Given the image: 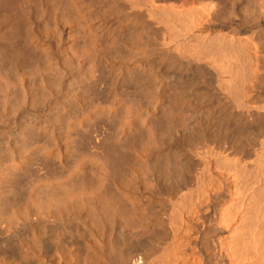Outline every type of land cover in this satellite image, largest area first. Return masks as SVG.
<instances>
[{
	"label": "bare ground",
	"instance_id": "obj_1",
	"mask_svg": "<svg viewBox=\"0 0 264 264\" xmlns=\"http://www.w3.org/2000/svg\"><path fill=\"white\" fill-rule=\"evenodd\" d=\"M39 7L0 65V264H264V0Z\"/></svg>",
	"mask_w": 264,
	"mask_h": 264
},
{
	"label": "rangeland",
	"instance_id": "obj_2",
	"mask_svg": "<svg viewBox=\"0 0 264 264\" xmlns=\"http://www.w3.org/2000/svg\"><path fill=\"white\" fill-rule=\"evenodd\" d=\"M49 1V0H48ZM2 2V1H1ZM0 2V3H1ZM10 2V3H9ZM9 3V4H8ZM38 3V4H37ZM2 4H3V6H2ZM5 4L7 5V7L5 6ZM39 4L41 5V0L39 1L38 0V2H37V0H4L1 4H0V65H2V67H4V70L6 69V73H12L11 71H13V67H14V65L13 64H15V63H17V60H15V59H17V57H19V56H21V54H23L20 58H26L25 59V64L23 65V66H26V67H24V68H26V70L25 71H27L28 69V67H30L31 66V64H32V61H31V54H30V50L27 48V45H26V42L24 41V38H23V32L22 31H24V29L22 30V28H26V26L28 25H30V26H33V27H36V28H38L41 24L43 25V21H42V18H40L41 17V14H40V12H41V10H40V7H39V9H36L37 8V5L39 6ZM10 5H11V7H10ZM6 8V10H5V8ZM26 11V12H25ZM37 11H38V16H37ZM40 11V12H39ZM5 14H4V13ZM23 13V14H22ZM19 16H18V15ZM23 16V17H22ZM19 17V18H18ZM21 17V18H20ZM17 18V19H16ZM39 18V19H38ZM16 19V20H15ZM18 19H21V20H18ZM25 19H26V21H27V23H26V21H25ZM28 19H30V20H28ZM38 19V20H37ZM36 20V21H35ZM15 22V23H12V22ZM18 21L20 22V23H18ZM25 21V22H24ZM23 22V23H22ZM11 24H12V26H11ZM19 24H21V25H19ZM24 24V25H23ZM33 24V25H32ZM37 24V25H36ZM35 25V26H34ZM17 26V27H16ZM18 26L20 27L19 29H18ZM22 26V27H21ZM24 26V27H23ZM13 29V30H12ZM21 29V30H20ZM20 30L21 32H19V34L20 35H18L17 33H18V31ZM15 31V32H14ZM17 32V33H16ZM12 33H13V35H15V36H13L12 35ZM9 34V35H8ZM11 35V36H10ZM22 35V37H19V36H21ZM14 37V38H13ZM16 38V39H15ZM19 39V40H18ZM22 39H23V41H22ZM17 41V42H16ZM20 41V42H19ZM23 42V43H22ZM25 43V44H24ZM21 45V46H20ZM20 47V48H19ZM24 47V48H23ZM26 47V48H25ZM15 48H17V49H15ZM23 49V50H22ZM28 51H27V50ZM18 50V51H17ZM21 50V51H20ZM17 52V53H15V54H13V52ZM28 52V53H27ZM19 53V54H18ZM27 56H26V55ZM13 55V56H12ZM14 55H15V57H14ZM30 57V58H29ZM12 58V59H11ZM14 58V59H13ZM3 60V61H2ZM16 62H15V61ZM22 60V59H21ZM27 60H29V61H27ZM13 62V63H12ZM89 127V126H88ZM84 128H86V129H84ZM83 129H81V130H87V126H85ZM90 128V127H89ZM80 130V129H79ZM79 130H76V131H78V133H80V135H78V133L76 134V135H74V137L75 136H79V138L81 137V135H82V133L84 132H82L81 130H80V132H79ZM89 130L90 129H88V132H89ZM91 131V130H90ZM96 131V130H95ZM91 132H93L94 133V130H92ZM76 133V132H75ZM90 133V132H89ZM93 133H91L92 135H93ZM101 133V134H100ZM84 134V133H83ZM95 136L94 137H96V136H98V135H96V134H99V137H100V135H102V134H104V132L102 133V131H96L95 133ZM85 136L87 135V132L85 131V134H84ZM84 135H82V136H84ZM92 136V137H93ZM73 137V141H74V139H75V141L73 142V149H76V150H78L77 149V147L78 148H80L79 147V144H82V142L85 140L84 138L85 137H82V138H80L81 140H83V141H81V140H79V138L78 137H75L74 138ZM99 137H97V138H95V139H97V140H99L100 138ZM78 138V139H77ZM87 139L85 140V142L88 140V138H89V135H87V137H86ZM99 138V139H98ZM79 140V141H78ZM81 141V142H80ZM79 142V144L78 145H76V148H74V145H75V143H78ZM88 142V141H87ZM87 142H86V144L85 145H83V146H86L87 145ZM82 145H80L81 146V148H80V151H82L83 149H85V147L84 148H82L83 146ZM76 150H74L75 152H77ZM25 176H28V175H25ZM25 176H23L22 177V181H23V179H25L26 180V177ZM82 176V175H81ZM80 177V176H79ZM78 177V178H79ZM28 178V177H27ZM81 178V177H80ZM79 178V179H80ZM79 179H77L76 178V180H78V181H80ZM24 180V181H25ZM21 181V182H22ZM49 256L50 255H55L54 253H49L48 254ZM53 257V256H52Z\"/></svg>",
	"mask_w": 264,
	"mask_h": 264
}]
</instances>
